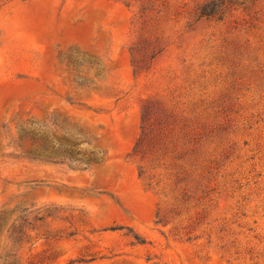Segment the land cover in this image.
Here are the masks:
<instances>
[{
	"label": "rangeland",
	"instance_id": "1",
	"mask_svg": "<svg viewBox=\"0 0 264 264\" xmlns=\"http://www.w3.org/2000/svg\"><path fill=\"white\" fill-rule=\"evenodd\" d=\"M0 264H264V0H0Z\"/></svg>",
	"mask_w": 264,
	"mask_h": 264
},
{
	"label": "trees",
	"instance_id": "2",
	"mask_svg": "<svg viewBox=\"0 0 264 264\" xmlns=\"http://www.w3.org/2000/svg\"><path fill=\"white\" fill-rule=\"evenodd\" d=\"M201 15L202 16H208L209 14H206V12H205V10H203V12H201ZM29 154L31 155V153L29 152ZM33 157L35 158V159H38V160H43V157L42 156H40V155H33Z\"/></svg>",
	"mask_w": 264,
	"mask_h": 264
}]
</instances>
